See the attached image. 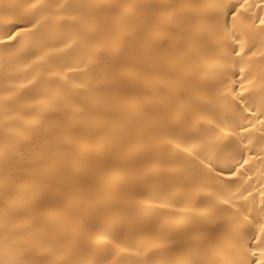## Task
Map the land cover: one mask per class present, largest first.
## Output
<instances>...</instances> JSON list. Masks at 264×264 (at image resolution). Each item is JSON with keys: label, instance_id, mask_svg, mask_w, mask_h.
I'll return each mask as SVG.
<instances>
[{"label": "bare ground", "instance_id": "obj_1", "mask_svg": "<svg viewBox=\"0 0 264 264\" xmlns=\"http://www.w3.org/2000/svg\"><path fill=\"white\" fill-rule=\"evenodd\" d=\"M33 2L0 0V39L23 26L0 45V151L11 160L0 166V261L33 250L25 264L258 259L264 91L236 103L229 89L239 67L264 64V12L238 14L256 55L237 66L226 26L201 23L215 0L19 7Z\"/></svg>", "mask_w": 264, "mask_h": 264}, {"label": "snow or ice", "instance_id": "obj_2", "mask_svg": "<svg viewBox=\"0 0 264 264\" xmlns=\"http://www.w3.org/2000/svg\"><path fill=\"white\" fill-rule=\"evenodd\" d=\"M124 6V5H121ZM21 9L24 10H35L42 7V0H35L33 3H28L26 5H20ZM215 11L208 17L201 20V23L204 24L209 30L220 29L226 26L228 32V39L230 40L232 47V53L236 57L237 66L244 64L245 57L255 56L256 53L253 49L256 48V41L253 39L252 41L248 40V37L245 36L243 32H237L236 19L238 14L241 11L247 12L249 7L254 9H259L261 12H264V0H258L257 3L251 4L249 0H243L239 5H225L223 0H215L213 5ZM227 9V11H225ZM255 14V13H253ZM229 19L225 25V20ZM75 19V17H72ZM81 24L85 26L87 32L88 20L87 18L79 21ZM39 21L32 23L31 29H38ZM259 24L264 26V16L259 17ZM23 27L22 25H17L15 28H10L4 35L3 39H0V45L12 47L13 42L17 40V37L20 35L19 29ZM219 39L222 41L224 39L223 33L220 31H216L215 33ZM42 43V41L40 42ZM247 49V51H246ZM193 53L197 56L202 53L198 48L192 49ZM38 59L43 60V57H39ZM260 59L264 61V52L260 53ZM239 77L238 80L233 81L234 84L238 85V90L229 89V94L233 97L236 103H240L246 99L245 93L250 92L251 86L257 85L262 91H264V64H261L258 68L248 67H239L238 71L235 73ZM257 79H259V83L257 84ZM208 103H212V101H208ZM192 118L195 119V114L192 115ZM260 123L264 125V120H261ZM10 158H6L2 151H0V166L6 165L10 163ZM247 163V161H245ZM260 237H255L256 240V248L249 249V254L253 257H257L258 259L252 261V264H264V226L260 228ZM19 235V232L13 233L11 236L7 238L5 241L6 245H10L14 243L15 236ZM35 251H29L21 256L19 259L10 258L4 261H0V264H25V262L34 255ZM163 264H176V262L172 261H164ZM199 264V262H197ZM219 264H233L230 260H223L219 262ZM243 264H247V262H243Z\"/></svg>", "mask_w": 264, "mask_h": 264}]
</instances>
